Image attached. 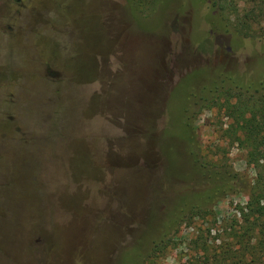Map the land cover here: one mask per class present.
I'll use <instances>...</instances> for the list:
<instances>
[{"label": "rangeland", "instance_id": "1", "mask_svg": "<svg viewBox=\"0 0 264 264\" xmlns=\"http://www.w3.org/2000/svg\"><path fill=\"white\" fill-rule=\"evenodd\" d=\"M162 2L0 0V264H194L187 225L149 253L186 172L180 143L159 148L165 110L180 109L182 80L203 79L194 72L252 70L264 42L201 48L205 4ZM228 124L200 110L202 153L254 181ZM246 200L229 196L211 217Z\"/></svg>", "mask_w": 264, "mask_h": 264}, {"label": "trees", "instance_id": "2", "mask_svg": "<svg viewBox=\"0 0 264 264\" xmlns=\"http://www.w3.org/2000/svg\"><path fill=\"white\" fill-rule=\"evenodd\" d=\"M189 2L192 6L197 2L201 7L205 4L204 12H196L201 14L197 16L200 21L208 25L209 37L200 42L201 48L223 45L230 53L243 40L264 42V0ZM148 3L157 9L163 2ZM253 58L257 64L252 70L241 72L219 64L209 71L194 72L203 79L194 83L182 80L180 85L186 91L180 109L175 111L169 105L165 110L167 123L159 148L167 153L169 141L180 143L186 172L180 180V193L157 227V238L149 250L151 256L171 245L172 233L187 225L195 228L190 239V248L196 254L194 264H264V48ZM195 104L199 108L192 112ZM204 108L224 112L229 120L225 136L245 150L246 163L256 173L254 181L234 171L225 154L208 160L202 153L194 122ZM241 193L247 194L246 202L237 204L227 218L211 217L218 202ZM135 262L134 258L124 264Z\"/></svg>", "mask_w": 264, "mask_h": 264}, {"label": "flooded vegetation", "instance_id": "3", "mask_svg": "<svg viewBox=\"0 0 264 264\" xmlns=\"http://www.w3.org/2000/svg\"><path fill=\"white\" fill-rule=\"evenodd\" d=\"M17 1H19V0H17Z\"/></svg>", "mask_w": 264, "mask_h": 264}]
</instances>
